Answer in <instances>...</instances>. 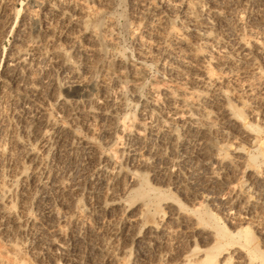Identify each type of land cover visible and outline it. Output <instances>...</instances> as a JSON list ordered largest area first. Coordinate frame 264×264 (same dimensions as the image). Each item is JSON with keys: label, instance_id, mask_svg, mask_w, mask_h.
<instances>
[{"label": "rangeland", "instance_id": "obj_1", "mask_svg": "<svg viewBox=\"0 0 264 264\" xmlns=\"http://www.w3.org/2000/svg\"><path fill=\"white\" fill-rule=\"evenodd\" d=\"M223 260L264 264V0H0V264Z\"/></svg>", "mask_w": 264, "mask_h": 264}, {"label": "bare ground", "instance_id": "obj_2", "mask_svg": "<svg viewBox=\"0 0 264 264\" xmlns=\"http://www.w3.org/2000/svg\"><path fill=\"white\" fill-rule=\"evenodd\" d=\"M206 2H207V1H206ZM211 8H212V7H211ZM215 10H216V9H215ZM216 12H218V11H216ZM216 15H217V14H216ZM205 16H206V15H205ZM210 16H211V15H210ZM214 19H215V18H214ZM192 20H193V19H192ZM200 23H201V21H200ZM200 23H199V24H200ZM207 23H208V22H207ZM205 28H206V27H205ZM207 30H208V29H207ZM244 41H245V40H244ZM212 42H213V41H212ZM257 42H258V41H257ZM252 45H253V44H252ZM245 46H246V45H245ZM227 47H228V46H227ZM261 48H262V47H261ZM247 50H248V49H247ZM34 51H35V50H34ZM111 53H112V52H111ZM17 54H18V53H17ZM21 57H22V55H21ZM22 58L25 59L24 57H22ZM27 59H28V58H27ZM18 60H21V59H17L16 61L18 62ZM179 60H180V58H179ZM12 64H13V63H12ZM209 65H210V64H209ZM123 66H124V65H123ZM14 67H15V66H14ZM170 68H171V67H170ZM207 75H208V74H207ZM211 75H213V74H211ZM82 80H83V79H82ZM164 89H165V88H164ZM164 89H163V90H164ZM166 90H167V89H166ZM168 90H169V89H168ZM164 91H165V90H164ZM133 92H134V91H133ZM176 92H177V91H176ZM167 93H168V92H167ZM167 93H166V94H167ZM154 94H155V93H154ZM178 94H179V93H178ZM183 94H184V93H183ZM183 94H182V95H183ZM168 95H169V97H170V93H169ZM188 95H189V94H188ZM179 96H181V94H179ZM164 97H165V94H164ZM169 97H168V99H169ZM173 97H174V94H173ZM184 97H185V96L183 95V96L180 97V98H184ZM186 97H187V98H186ZM186 97H185V98L188 99V100H189V99L192 100L191 98H194V97H192V96H191V98L188 97V96H186ZM197 97H198V96H197ZM57 99H58V98H57ZM62 99H63V98H62ZM174 99H175V98H173V100H174ZM176 99H177V98H176ZM188 100H187V102H188ZM194 100L196 101V99H194ZM194 100H192L193 103L195 102ZM64 101H65V100H64ZM69 101H71V100H69ZM79 102H80V101H79ZM173 102H174V101H173ZM184 102H185V101H184ZM184 102H183V99H182V103H184ZM187 102H185V105H186ZM196 102H197V101H196ZM188 103L191 105L192 108L189 110L190 106L187 104V105L189 106V108L187 107L188 110L184 111V113H186V114L189 116V118L192 119V121H193V116L196 115V113H195L194 115H192V114H193L192 112H193V109H194V108H195V110H196V107L193 106L190 102H188ZM67 104H68V103H67ZM181 105H182V104H181ZM183 105H184V104H183ZM185 105H184V106H185ZM199 105H200V104H199ZM184 106H183V107H184ZM196 106H197V104H196ZM179 107H180V106H179ZM181 107H182V106H181ZM183 107H182V108H183ZM177 108H178V107H177ZM183 109H184V108H183ZM196 111H197V110H196ZM175 112H176V111H175ZM177 112H178V111H177ZM182 112H183V111H181V113H182ZM179 113H180V112H178V114H179ZM184 113H183V115H184ZM174 115H175V114H174ZM196 116H198V115H196ZM196 116H194V119H196V118H195ZM176 117H177V116H176ZM185 117H186V116H185ZM189 118H188V119H189ZM199 118H200V117H199ZM190 119H189V120H190ZM201 120H202V119H201ZM194 121H195V120H194ZM66 128H67V127H66ZM138 131H139V130H138ZM138 131H137V132H138ZM114 158H115V157H114ZM34 167H35V166H34ZM130 173L132 174L133 172H130ZM128 174H129V173H128ZM37 178H38V177H37ZM126 188H127V187H126ZM120 208H121V207H120ZM140 209H141V208H140ZM140 209H139V210H140ZM20 213H21V212H20ZM3 216H4V214H3ZM7 216H8V215H7ZM9 219H10V218H9ZM13 222H14V221H13ZM19 227H20V226H19ZM1 248H2V247H1ZM14 250H15V249H14ZM17 254H18V253H17ZM5 255H6V254H5ZM19 255H20V254H19ZM5 257H6V256H5ZM15 257H16V256H15ZM228 258H229V257H228ZM224 259H225V257H224ZM4 260H7V259H3V261H4ZM8 260H10V262H11V260H13V259H8ZM226 260H227V258H226ZM226 260H225V261H226ZM3 261H2V262H3ZM22 261H23V260H22ZM22 261H21V262H22ZM223 261H224V260H223ZM223 261H222V262L220 261V262L223 263ZM225 261H224L223 264H227V262H225ZM4 262H5V261H4ZM4 262H3V264H4ZM13 262H14V264L16 263L15 261H13ZM24 262H25V261H24ZM6 263H7V262H6ZM6 263H5V264H6ZM17 263H18V262H17ZM8 264H9V263H8ZM10 264H11V263H10Z\"/></svg>", "mask_w": 264, "mask_h": 264}]
</instances>
